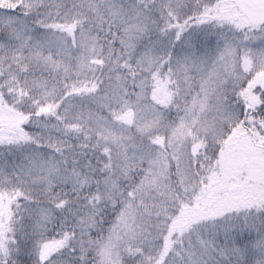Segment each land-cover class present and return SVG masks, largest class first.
Wrapping results in <instances>:
<instances>
[{
    "label": "snow or ice",
    "instance_id": "snow-or-ice-1",
    "mask_svg": "<svg viewBox=\"0 0 264 264\" xmlns=\"http://www.w3.org/2000/svg\"><path fill=\"white\" fill-rule=\"evenodd\" d=\"M0 264H264V0H0Z\"/></svg>",
    "mask_w": 264,
    "mask_h": 264
}]
</instances>
